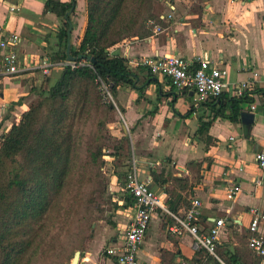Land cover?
Listing matches in <instances>:
<instances>
[{
    "label": "crops",
    "instance_id": "obj_1",
    "mask_svg": "<svg viewBox=\"0 0 264 264\" xmlns=\"http://www.w3.org/2000/svg\"><path fill=\"white\" fill-rule=\"evenodd\" d=\"M46 2L0 0V42L14 33L22 40L17 46L0 47V61L16 50L26 68L40 58L68 53L69 45L70 49L80 45L87 25V0H76L69 22L46 13ZM160 10L162 33L133 38L112 50L128 60L134 74L133 85L119 86L113 93L120 117L115 115L110 125L117 139L130 138L132 156L131 161L121 162L107 157L112 169L106 189L110 207L94 225L79 264H118L106 250L121 245L133 210L132 196L123 190L125 179L120 181L116 171L124 175L133 161L140 179L162 196L167 207L171 197L166 189H176L173 179L187 180L191 189L181 192L173 211L182 212L199 199L202 230L224 220L217 247L223 261L264 264L248 246L254 209L264 236V172L257 164V155L264 152V0H163ZM67 23L68 47L63 50L59 36ZM172 55L195 64L208 58L212 66L225 70L228 86L222 97L238 98V87L245 84L244 95L251 102H243L240 108L242 113L254 114L253 124L244 125L242 114L239 122H231L220 113L219 102L214 108L212 100H202L194 90L180 92L170 79L134 63L144 57ZM63 72L56 67L47 76L29 71L0 79V141L38 100L39 92L54 87ZM204 122L211 125L204 134L207 140L199 135ZM162 175L168 179L166 185L159 183ZM235 186L240 192L230 200L228 190ZM171 224L161 210L154 214L138 253L139 264H215L205 251L195 248L192 236L170 233Z\"/></svg>",
    "mask_w": 264,
    "mask_h": 264
},
{
    "label": "trees",
    "instance_id": "obj_2",
    "mask_svg": "<svg viewBox=\"0 0 264 264\" xmlns=\"http://www.w3.org/2000/svg\"><path fill=\"white\" fill-rule=\"evenodd\" d=\"M160 0H87V25L80 45L71 47L53 61L69 56L94 59L91 66L66 68L49 91H40L0 141V264H71L77 251L83 252L92 235L97 203L103 196L107 176L103 160L107 143L114 161H131V140L117 139L109 132L115 105L106 96L119 86L135 83L127 59L112 50L133 38L147 39L161 27L156 12ZM76 0H47L45 12L65 17ZM69 23L60 32L63 50L68 47ZM240 98L222 97L212 101L231 122L240 121ZM215 105V106H214ZM224 112V113H223ZM228 114L225 115V113ZM90 126L91 132L83 133ZM210 122L200 126L201 139L207 140ZM86 127V128H87ZM114 166V164H113ZM116 169L118 167L116 166ZM120 181L127 169L116 171ZM124 176V178L122 177ZM166 190L173 210L181 192L189 191L188 181L173 179ZM125 181L123 182V184ZM160 184L168 179L162 175ZM133 201V202H132ZM133 197L130 205L133 206ZM176 211V210H174Z\"/></svg>",
    "mask_w": 264,
    "mask_h": 264
},
{
    "label": "built area",
    "instance_id": "obj_3",
    "mask_svg": "<svg viewBox=\"0 0 264 264\" xmlns=\"http://www.w3.org/2000/svg\"><path fill=\"white\" fill-rule=\"evenodd\" d=\"M163 32L161 27H156L154 35ZM22 42L17 34H11L0 42V47L8 48L9 45L17 46ZM89 60L80 61H53L48 57L40 58L33 66L24 67L20 62L19 52L11 50L4 54L0 61V79L18 76L29 71L40 72L49 75L53 69L72 68L77 69L84 66H91ZM135 65L143 67L154 76H163L170 79L172 86L178 91L194 90L204 101L219 98L228 86L227 72L211 65L208 58L200 60L195 64L179 56H157L144 57L134 61ZM246 85L238 87V98L244 95ZM104 91L112 100L113 97L107 86ZM255 110V107H252ZM257 164L264 172V152L257 155ZM123 190L129 193L134 200L132 220L127 228L120 246L110 247L106 254L113 257L118 264H139L138 253L145 241L154 214L162 211L169 216L172 224L168 230L172 234L192 236L195 248L205 251L215 264H227L221 259L217 252L218 241L225 226L224 220H218L208 231L200 228L203 203L194 199L190 206L182 212L169 209L161 195L153 191L149 184L142 181L138 175L136 162L133 161L126 176ZM240 192L239 187H232L228 190V199L235 200ZM254 219L250 225L251 237L248 246L258 257L264 261V236L259 233L260 217L254 209L251 211Z\"/></svg>",
    "mask_w": 264,
    "mask_h": 264
},
{
    "label": "rangeland",
    "instance_id": "obj_4",
    "mask_svg": "<svg viewBox=\"0 0 264 264\" xmlns=\"http://www.w3.org/2000/svg\"><path fill=\"white\" fill-rule=\"evenodd\" d=\"M162 2H163V0H160V2L156 3V12H157V14H159V12L161 11L160 8H161ZM106 96H107V94H106ZM111 102L115 105L114 99H112ZM115 115L118 116L117 109H116V112L114 113V115L112 116V120H113V118H114ZM118 117H120V116H118ZM86 127H84L83 130H82L85 135H86V133L89 134L91 132V129H92L90 126H88L87 128ZM109 132H110V134H112V131H111L110 127H109ZM107 146H108V149H105L104 150L105 156L103 157V160L106 161L107 163H109L110 159L107 158V157H110L109 155L111 153H113V145H110L109 143H107ZM103 171H104V174L107 176V182H106V185L103 186V192H104V194L101 197V199L99 200V202L97 203V207H96V211H95V215L97 217V220L93 224L92 235L94 233V225L96 223L100 222L103 219L105 209H108L110 207V206H108L110 203H109V198L107 197L108 194H107V190L106 189H107V187L110 184V174L112 172V169L109 167V164H108L105 167V169H103ZM64 263L67 264L68 262L67 261H64Z\"/></svg>",
    "mask_w": 264,
    "mask_h": 264
},
{
    "label": "water",
    "instance_id": "obj_5",
    "mask_svg": "<svg viewBox=\"0 0 264 264\" xmlns=\"http://www.w3.org/2000/svg\"><path fill=\"white\" fill-rule=\"evenodd\" d=\"M69 49H70V45L68 47V55H69ZM79 60H86V58L84 56H79L78 57ZM69 60L70 61H76L75 58H71L69 56ZM91 63H94V59L93 58H89L88 59ZM242 122L244 123V125H252L254 122V114L249 113V112H244L242 113ZM82 257V252L81 251H77L74 255V258L71 262V264H79L80 263V259Z\"/></svg>",
    "mask_w": 264,
    "mask_h": 264
}]
</instances>
